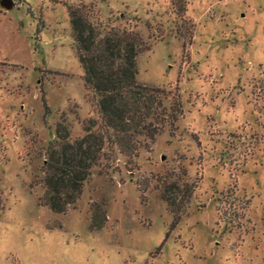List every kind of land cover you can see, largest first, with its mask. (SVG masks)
Instances as JSON below:
<instances>
[{"label": "rangeland", "instance_id": "rangeland-1", "mask_svg": "<svg viewBox=\"0 0 264 264\" xmlns=\"http://www.w3.org/2000/svg\"><path fill=\"white\" fill-rule=\"evenodd\" d=\"M12 2L0 3V264H264V0H186L182 15L171 0ZM65 3L136 31L138 83L177 93L182 115L131 160L105 147L55 214L39 198L56 124L72 140L100 124ZM176 181L196 189L170 231L161 187Z\"/></svg>", "mask_w": 264, "mask_h": 264}, {"label": "trees", "instance_id": "trees-1", "mask_svg": "<svg viewBox=\"0 0 264 264\" xmlns=\"http://www.w3.org/2000/svg\"><path fill=\"white\" fill-rule=\"evenodd\" d=\"M185 1L171 0L177 14L185 11ZM64 5L84 86L95 97L100 124L85 121L83 136L74 140L64 120L56 124V141L41 169L44 192L39 198L55 214L66 213L78 201L91 170L104 159L105 147L131 160L182 115L177 93L138 83L137 57L148 46L136 31L94 21L91 6ZM195 189L194 184L177 181L161 187V198L173 217L170 231L180 222ZM105 222L101 207L93 206L90 230H100Z\"/></svg>", "mask_w": 264, "mask_h": 264}, {"label": "water", "instance_id": "water-1", "mask_svg": "<svg viewBox=\"0 0 264 264\" xmlns=\"http://www.w3.org/2000/svg\"><path fill=\"white\" fill-rule=\"evenodd\" d=\"M0 3L3 7L10 9L13 6L12 0H0Z\"/></svg>", "mask_w": 264, "mask_h": 264}]
</instances>
